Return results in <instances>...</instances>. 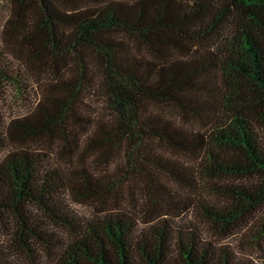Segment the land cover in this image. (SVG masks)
Masks as SVG:
<instances>
[{
	"label": "trees",
	"instance_id": "obj_1",
	"mask_svg": "<svg viewBox=\"0 0 264 264\" xmlns=\"http://www.w3.org/2000/svg\"><path fill=\"white\" fill-rule=\"evenodd\" d=\"M9 95L0 264H258L264 0H0Z\"/></svg>",
	"mask_w": 264,
	"mask_h": 264
},
{
	"label": "rangeland",
	"instance_id": "obj_2",
	"mask_svg": "<svg viewBox=\"0 0 264 264\" xmlns=\"http://www.w3.org/2000/svg\"><path fill=\"white\" fill-rule=\"evenodd\" d=\"M92 104L97 108L96 111L99 109L98 112H101L102 107L100 106V104H98V102H94ZM20 106L21 103L18 100L13 99L12 96L9 95L8 101L5 100L4 103H0V115L3 117V119H13L15 117H18L22 113V108ZM72 208L76 210L79 214L83 215H88L91 211V209L87 206L72 205ZM195 218L196 216H194L193 214H189L184 220H190ZM239 237L240 234L234 236L233 238L226 239L225 242L233 245L240 251H242V249L248 250V252L246 253L253 254V256H255V261L258 264H264V250L260 251L259 249H247L246 247L242 246V241ZM11 238V232L9 230L7 231L3 227H0V245L5 248H8L11 244ZM9 254L10 259L14 264H46L47 262L51 261L50 258H47V254L42 251H38V254L34 258L29 256L21 257L20 255H14V252L12 251H10Z\"/></svg>",
	"mask_w": 264,
	"mask_h": 264
}]
</instances>
